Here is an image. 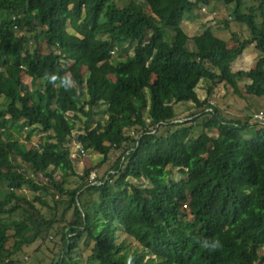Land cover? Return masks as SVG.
Wrapping results in <instances>:
<instances>
[{"label": "trees", "instance_id": "1", "mask_svg": "<svg viewBox=\"0 0 264 264\" xmlns=\"http://www.w3.org/2000/svg\"><path fill=\"white\" fill-rule=\"evenodd\" d=\"M214 2L234 4L229 19L213 21L231 43L212 27L197 38L181 27ZM31 42L36 48L25 51ZM253 43L264 56V0H0V100L9 101L0 106V264H14L49 232L60 238L52 264H126L129 256L133 264H264V125L228 119L197 92L206 82L211 97L224 83L242 96L239 82L248 79L246 94L264 97V61L232 70ZM45 72L68 73L74 86H53L41 79ZM105 100V119L91 127ZM177 103L197 112L181 119ZM80 115L76 140L86 152L104 161L122 152L110 171L98 172V185L95 167L77 175L70 156ZM22 125L39 126L46 144L16 140L11 128ZM174 169L184 179L174 180ZM56 170L78 185L59 181ZM25 187L41 194L29 200ZM88 188L99 189L97 201ZM206 238L223 248L202 249L197 241Z\"/></svg>", "mask_w": 264, "mask_h": 264}, {"label": "rangeland", "instance_id": "2", "mask_svg": "<svg viewBox=\"0 0 264 264\" xmlns=\"http://www.w3.org/2000/svg\"><path fill=\"white\" fill-rule=\"evenodd\" d=\"M76 0H73V3H75ZM130 0H117V4L120 6L125 5ZM136 2L140 3L141 0H135ZM248 4H250L251 0H246ZM234 4L230 6H226L222 2L218 3H212L209 7L206 9L197 10L194 15L186 17L182 22V29L185 33L189 35V38H197L201 36L207 28L215 27L213 25V21L215 18H217L218 21L222 22L224 19H229V15H232ZM37 24V23H35ZM233 29L235 32L239 33L243 38L249 37V32L246 26H239L236 23L232 24ZM219 28V27H218ZM67 30L69 33L74 34V30L70 25H68ZM216 34L223 40H227L230 38V32L221 29L217 30ZM190 48V46H188ZM256 47V46H255ZM36 48V45L34 42H31L30 44L26 45L24 50L25 51H33ZM42 53H45L46 50L43 47L41 49ZM253 51V48H252ZM131 55L133 54V50H130ZM115 57H118L117 54H115ZM109 65V62H104L100 66L102 68H106ZM83 72L86 74V69H83ZM111 79H115L114 75H110ZM246 80H242L240 83L241 87V95H235L233 90L230 89L227 85L224 83L218 84V96L216 97H207V94H203V89H206V82H202L199 84L197 91L199 94L205 95V98H209L210 102H214L217 107L220 108V110L223 112V114L231 120H237L241 119V121H250L252 118V123L256 121L254 118L255 114H258L259 112H264V97L262 98H256L254 96H248L246 94V90L244 87V83ZM24 83L28 86H31V79L29 77L24 78ZM216 93V92H215ZM246 94V95H245ZM213 98V99H211ZM109 100L103 101L100 106L95 110L96 118L92 121H90L91 127H97L98 123L102 122L106 117V110L108 107ZM9 103L8 100L1 99L0 100V106H7ZM56 107V103L52 105V108ZM223 108V109H222ZM175 110L176 113L179 115V118L185 119L189 115L197 112V108L193 103H177L175 104ZM81 121H74L75 128L73 129L72 135L74 136V139L72 140V144L70 145V151L73 153V156H76V158H72L74 160V166H75V173L77 175H81L83 173L84 168L89 167H95L94 172L100 175H104L108 171H110V167L112 166L115 161L119 159L122 152L115 151L111 154L110 160L104 161V158L99 153L93 152V151H87L86 155H80V143L76 140L77 135L82 131L84 126V122L86 121V117L80 115ZM27 126H13L11 128V131L15 137L16 140L22 143H31L35 147L39 145L46 144L47 135L39 130V126L34 125L31 126V132L29 130H26ZM256 127H251V129L246 130L243 133V136L245 139H250L252 134L255 132ZM201 129H196L194 131V136H197L200 133ZM57 131H53V134H56ZM30 137V138H29ZM29 138V139H28ZM76 161V162H75ZM101 164L99 168H97V165ZM99 171H98V170ZM55 174L59 181L65 179L67 181L68 187H76L78 184V180L75 176H69L65 175L60 170H56ZM172 178L174 180H181L184 179L179 172L174 169L172 171ZM132 185L136 186H142L147 183V180L142 179L138 180L135 178H129L128 179ZM46 179L44 177L39 178V182L44 183ZM92 188V187H91ZM88 188V191L91 193V198L94 201H97L99 189H91ZM23 194L30 200L34 199L36 195H39L41 193L33 192L30 188L25 187L23 188ZM86 198L90 199V196H86ZM49 201L51 202L50 198ZM52 204V203H51ZM193 226H190L188 228V231L190 230V233L193 230ZM60 238L57 237L53 233H48L45 235L44 241H37L34 244L30 246H25L23 252H21L19 255L16 256L15 263L14 264H52V262L57 261V257L60 254L59 252V246H60ZM264 251V250H263ZM84 259H87L88 254L84 251V253L80 254Z\"/></svg>", "mask_w": 264, "mask_h": 264}, {"label": "crops", "instance_id": "3", "mask_svg": "<svg viewBox=\"0 0 264 264\" xmlns=\"http://www.w3.org/2000/svg\"><path fill=\"white\" fill-rule=\"evenodd\" d=\"M215 25V24H214ZM214 29V31L216 32L217 30H221L219 29L217 26L212 27ZM234 30V29H233ZM235 31V30H234ZM187 34V33H186ZM188 35V34H187ZM189 36V35H188ZM228 41L230 40L227 39ZM229 43H231V41H229ZM256 46V47H255ZM253 48V51H252ZM264 61V56H261L258 47H257V43H253L251 46H249L244 53L242 54V56H240L233 64H232V70L234 72L237 71H250L251 69L255 68L259 63ZM245 83H244V87L250 83V80L245 79ZM241 82H239L240 85ZM241 89V87H240ZM199 90V88L197 89V91ZM203 94H207L206 90L203 89ZM216 92V93H215ZM242 92V90H241ZM219 90H218V86L217 88L213 91L212 96L216 97V95L218 96ZM201 95L198 93L199 97L201 99H205V95ZM246 95V94H245ZM213 99V98H211ZM223 109V108H222Z\"/></svg>", "mask_w": 264, "mask_h": 264}, {"label": "clouds", "instance_id": "4", "mask_svg": "<svg viewBox=\"0 0 264 264\" xmlns=\"http://www.w3.org/2000/svg\"><path fill=\"white\" fill-rule=\"evenodd\" d=\"M41 79L52 84L53 86H56L57 82H59V85L66 91L71 90L74 86V80L68 73H66L63 77H60L56 74L45 72ZM197 243H199L202 249L209 252H216L223 248V244L219 239L206 238L197 241ZM126 264H133V258L131 256L128 257Z\"/></svg>", "mask_w": 264, "mask_h": 264}, {"label": "built area", "instance_id": "5", "mask_svg": "<svg viewBox=\"0 0 264 264\" xmlns=\"http://www.w3.org/2000/svg\"><path fill=\"white\" fill-rule=\"evenodd\" d=\"M211 104L212 105H215V103L214 102H211ZM209 111H211V109H208ZM254 118L256 119V121L255 122H257V123H261V124H263L264 125V112H259L258 114H255L254 115ZM25 129H27V127L25 128ZM80 145V154H79V156L80 155H83V156H85L86 155V151L82 148V146H81V144H79ZM71 158H76V156H73V153H71ZM96 178H97V174L96 173H92V175H91V181H93V185H95V184H99V183H97L96 182Z\"/></svg>", "mask_w": 264, "mask_h": 264}]
</instances>
